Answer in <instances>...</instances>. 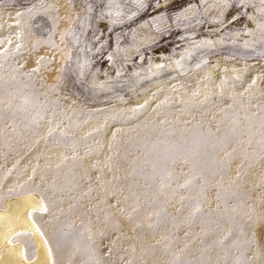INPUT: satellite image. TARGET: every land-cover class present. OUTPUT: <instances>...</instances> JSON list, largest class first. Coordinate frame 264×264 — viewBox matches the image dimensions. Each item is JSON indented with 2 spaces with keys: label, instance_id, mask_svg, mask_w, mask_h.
<instances>
[{
  "label": "rangeland",
  "instance_id": "rangeland-1",
  "mask_svg": "<svg viewBox=\"0 0 264 264\" xmlns=\"http://www.w3.org/2000/svg\"><path fill=\"white\" fill-rule=\"evenodd\" d=\"M28 191L53 264H264V0H0V206Z\"/></svg>",
  "mask_w": 264,
  "mask_h": 264
},
{
  "label": "bare ground",
  "instance_id": "bare-ground-1",
  "mask_svg": "<svg viewBox=\"0 0 264 264\" xmlns=\"http://www.w3.org/2000/svg\"><path fill=\"white\" fill-rule=\"evenodd\" d=\"M43 207L41 198L28 191L10 196L0 206V264H53L49 245L39 226L29 215ZM28 232L35 244L34 254L26 257L17 233Z\"/></svg>",
  "mask_w": 264,
  "mask_h": 264
},
{
  "label": "snow or ice",
  "instance_id": "snow-or-ice-1",
  "mask_svg": "<svg viewBox=\"0 0 264 264\" xmlns=\"http://www.w3.org/2000/svg\"><path fill=\"white\" fill-rule=\"evenodd\" d=\"M140 0H137V3L139 4ZM142 6V5H141ZM17 15H20V13H17ZM233 19L235 20L236 17H233ZM157 67H162L161 65H157ZM47 208L46 207H41L40 211H46ZM35 211V210H31L29 212V215L31 216L32 215V212ZM16 235H19V233H17Z\"/></svg>",
  "mask_w": 264,
  "mask_h": 264
}]
</instances>
